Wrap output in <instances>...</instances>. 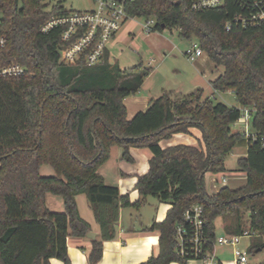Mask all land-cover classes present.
Masks as SVG:
<instances>
[{"label": "trees", "instance_id": "trees-1", "mask_svg": "<svg viewBox=\"0 0 264 264\" xmlns=\"http://www.w3.org/2000/svg\"><path fill=\"white\" fill-rule=\"evenodd\" d=\"M192 1L133 0L125 7L131 19H155L153 32L177 30L182 39L197 40L215 66L224 68L211 82L213 89L233 91L242 107H256V140L232 129L241 108L204 98L202 90L180 98L165 92L128 120L124 100L139 92L151 68L140 63L121 69L110 63L108 52L95 66L84 59L65 64L60 59L63 30L44 33L42 27L72 11L62 2L49 9L46 0H0V36L7 41L2 63H20L30 73L0 80V264H50L54 258L72 264L68 238H87L91 232L77 205L82 194L99 225V237L91 240V264L101 261L104 242L116 238L120 210H139L150 196L171 208L149 229L160 234L159 254L141 264L194 259L176 249V228L193 205L204 208L209 249L216 222L223 219L226 234L256 233L250 254L264 250V26L226 30L248 0H228L202 11L193 10ZM193 128L201 131L205 148L161 147L162 141ZM244 139L248 152L238 159L236 171L246 175V184L209 193L207 175L229 173L226 159ZM113 147L122 148L127 161H132V148L152 153L148 172L136 184V203L99 173ZM44 166L54 175L43 176ZM49 194L63 199V212L47 207Z\"/></svg>", "mask_w": 264, "mask_h": 264}, {"label": "crops", "instance_id": "crops-1", "mask_svg": "<svg viewBox=\"0 0 264 264\" xmlns=\"http://www.w3.org/2000/svg\"><path fill=\"white\" fill-rule=\"evenodd\" d=\"M95 6L90 9L81 10H70L75 11H89L93 10ZM125 25V24H124ZM124 27V26H123ZM122 30V29H121ZM120 30V31H121ZM118 32V34L113 38V40L107 46L106 52H108L110 57V63L112 61V48L115 47L117 43L122 39L123 34ZM173 31V30H172ZM171 31V32H172ZM166 30L163 32H152L145 37V41L159 53V58L162 61H166L169 54L175 49L176 44L172 40L167 39L165 36ZM206 55V53H205ZM211 63H207L205 58L200 59L196 62L195 68L197 69V74L191 79L194 81V91L186 92L181 89L171 88L168 84H159L158 87L151 88L149 91H144V85L147 77L139 90L135 95L127 97L124 100L127 109V119L131 120L134 116L144 111L148 108V105L152 99L160 97L163 93H170L173 96L180 98L182 96L189 95L197 90L203 91L201 88V81L206 76L205 67L208 68L214 66L215 71H219V67L210 60ZM121 69V66H119ZM175 73V70H174ZM222 73L217 74V76L210 80L217 79ZM202 76V77H201ZM201 78V79H199ZM163 149L185 145V146H202L205 148V142L203 140V135L198 129H191L188 134H176L169 140H164L160 143ZM123 149L120 147H113L111 150V156L107 163H105L100 169L99 173L103 176L105 183L112 186H117L119 188L121 195H129L132 203H136L140 199V195L136 190V184L140 176L145 175L149 170V161L152 158V153L149 149L143 148H132L131 156L132 161H127L123 159ZM45 167V166H44ZM41 169V173L43 168ZM49 167V166H48ZM51 168V167H50ZM53 170V169H52ZM54 172V171H53ZM238 175L224 174L222 178V185H219L218 178L213 179L215 186H228L231 189H239L246 184V175L243 173ZM211 175H207L208 177ZM213 178V177H212ZM224 178L226 181L224 182ZM225 183V185H223ZM219 187V188H220ZM214 192V191H213ZM79 196H77V205L81 217L86 220L91 225V232L96 234V238L99 237V225L95 220L94 214L92 215L87 212L86 217L82 216L79 207ZM60 198L61 200L57 199ZM153 198V199H151ZM47 207L54 212H63L64 203L63 199L58 196L49 194L47 196ZM171 205L168 203L160 202L157 198L148 197L145 204L141 209L137 210L133 207L122 208L120 210L119 223L117 225V236L114 240L104 242L103 257L101 261L97 264H141L148 261L152 256H157L160 251L159 238L160 234L156 231H149L154 223H161L165 220ZM91 209V208H90ZM92 211V210H91ZM219 220V219H218ZM217 220V222H218ZM216 222V224H217ZM224 222L222 221V228ZM218 227V226H217ZM225 233V231H224ZM223 233V234H224ZM255 240V237L251 238ZM92 239L90 238H74L69 237L67 240V251L68 256L72 264H91L89 262V254L92 250ZM248 252V250H245ZM249 253V252H248ZM252 258L248 257V264H261L264 261V250L257 252L256 254H251ZM216 258L220 264H236L234 262L233 248L232 247H221L216 248ZM50 264H63L61 260L56 258L51 259ZM171 264H182L180 262H172ZM186 264H204L202 261L197 259L188 260Z\"/></svg>", "mask_w": 264, "mask_h": 264}, {"label": "built area", "instance_id": "built-area-1", "mask_svg": "<svg viewBox=\"0 0 264 264\" xmlns=\"http://www.w3.org/2000/svg\"><path fill=\"white\" fill-rule=\"evenodd\" d=\"M95 6L89 11H75L69 15L52 17L43 27L42 32L48 33L53 29H62L63 48L60 51L61 62L73 64L82 59L88 66L102 62L107 46L131 19L125 7L126 1L133 0H91ZM228 0H193L191 8L195 11L217 9L223 7ZM242 11L237 12L226 24L229 31L233 26L251 28L264 26V0H248L241 3ZM155 19H149L144 26L148 34L153 32ZM6 38L0 36V80L16 79L30 76L28 69L20 63H2V52L6 46ZM204 54L199 44L186 52L191 61H196ZM257 109L255 106L241 108V115L233 125H242L237 130L245 139L256 140L258 134L253 129V119ZM226 179L224 178V182ZM214 182H218L217 180ZM216 187V186H215ZM204 208L193 205L183 217V222L176 228V249L181 257L192 256L204 264H220L216 258V248L232 247L234 262L248 264L249 253L240 248L244 237L253 238L256 233L245 230L242 234L217 235L209 249V240L204 235ZM191 260V259H190Z\"/></svg>", "mask_w": 264, "mask_h": 264}, {"label": "rangeland", "instance_id": "rangeland-1", "mask_svg": "<svg viewBox=\"0 0 264 264\" xmlns=\"http://www.w3.org/2000/svg\"><path fill=\"white\" fill-rule=\"evenodd\" d=\"M62 2L64 7L67 10H83L90 9L94 6L91 0H46V3L49 5V9ZM2 19V14L0 13V22ZM145 18H132L129 19L120 33L123 34L122 39L112 48V61L113 64H117L122 68H130L136 66L140 63H143L146 67L151 68V74L149 80H146L144 85V91H149L151 88L158 87L159 84H168L171 88L181 89L186 92L194 91V81L193 79L197 74V69L195 68L196 62L191 61L186 56V52L190 50L194 44H197V40L192 38L191 40L182 39L177 30H166L165 36L167 39L172 40L176 44L175 49L171 54L168 55L166 61H162L159 58V53L154 51L153 48L145 41L148 33L144 29L145 24L147 23ZM205 58L207 63H211L206 57L205 53L200 59ZM198 58L197 62L200 60ZM206 71L205 80L201 81V88L204 89V98H210L215 102L225 103L228 106L242 108L241 104L238 102L236 95L233 91L220 93L216 92L210 84V80L214 79L217 74L224 72L223 67H219V71L216 72L214 66L208 68L207 65L204 66ZM175 70V73H174ZM202 77V76H201ZM201 79V78H199ZM175 97V96H174ZM242 125H232L233 131L241 129ZM248 152V143L244 139L241 141L233 150V152L226 159V167L229 170V175H238L237 172V162L238 159L245 157ZM43 176H52L54 172L52 168L45 166L41 173ZM213 177V178H212ZM222 174L211 175L207 178V188L209 193H213L219 189L220 186H216L213 179L218 178L219 185H222ZM225 185V183H223ZM152 197V196H151ZM61 200L60 198H57ZM153 199V198H151ZM79 207L83 217H86L87 212L92 215V211L89 207L88 200L86 195L82 194L79 197ZM245 226L248 228L249 220L247 214L244 215ZM223 219H219L217 222V235H222L224 229L222 228ZM224 227V225H223ZM255 240L244 237L241 240L240 248L243 250L250 251L251 246L255 244ZM249 258H252V255L249 252Z\"/></svg>", "mask_w": 264, "mask_h": 264}, {"label": "water", "instance_id": "water-1", "mask_svg": "<svg viewBox=\"0 0 264 264\" xmlns=\"http://www.w3.org/2000/svg\"><path fill=\"white\" fill-rule=\"evenodd\" d=\"M96 234L95 233H93V232H90L89 234H88V238H90V239H92V240H94V239H96Z\"/></svg>", "mask_w": 264, "mask_h": 264}]
</instances>
